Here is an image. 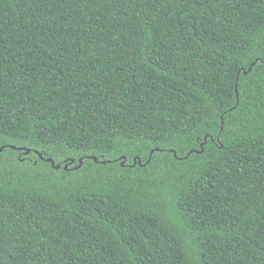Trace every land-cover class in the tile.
<instances>
[{
    "label": "trees",
    "instance_id": "obj_1",
    "mask_svg": "<svg viewBox=\"0 0 264 264\" xmlns=\"http://www.w3.org/2000/svg\"><path fill=\"white\" fill-rule=\"evenodd\" d=\"M1 146L0 264H264V0H0Z\"/></svg>",
    "mask_w": 264,
    "mask_h": 264
},
{
    "label": "water",
    "instance_id": "obj_2",
    "mask_svg": "<svg viewBox=\"0 0 264 264\" xmlns=\"http://www.w3.org/2000/svg\"><path fill=\"white\" fill-rule=\"evenodd\" d=\"M12 147H13V146H12ZM2 148H3V146L0 147V151L2 150ZM19 149H21V147H20ZM22 149H23V148H22ZM24 152H25V153H28L29 150L26 149ZM48 160H50V162H51L53 168L58 169V168L60 167V164H55L54 161H52V159H48ZM71 162H72V161H71ZM63 168L66 169V168H67V165H64Z\"/></svg>",
    "mask_w": 264,
    "mask_h": 264
}]
</instances>
